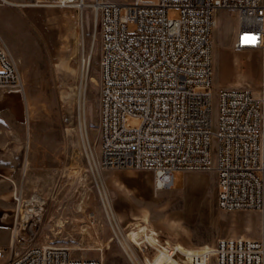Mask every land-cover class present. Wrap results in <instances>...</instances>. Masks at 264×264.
Here are the masks:
<instances>
[{"label": "rangeland", "instance_id": "1", "mask_svg": "<svg viewBox=\"0 0 264 264\" xmlns=\"http://www.w3.org/2000/svg\"><path fill=\"white\" fill-rule=\"evenodd\" d=\"M39 1L37 6L16 7L0 0V35L20 61L25 82V94L0 89V247H8L1 243L6 235L11 239L15 197L45 202L38 243L64 245L76 257L102 258L104 264H135L113 225L135 252L137 240L148 245L145 233L186 249L227 237L260 239V211L219 209L213 170L177 171L170 187L158 189L151 171L101 166V45L95 37V13L91 7H63L60 0ZM168 17L178 19L179 9H170ZM238 26L237 14H218L213 32L214 128L216 90L244 86L261 91L262 53L235 49L231 37ZM140 123L130 120L133 127ZM98 181L114 214L104 206Z\"/></svg>", "mask_w": 264, "mask_h": 264}, {"label": "built area", "instance_id": "2", "mask_svg": "<svg viewBox=\"0 0 264 264\" xmlns=\"http://www.w3.org/2000/svg\"><path fill=\"white\" fill-rule=\"evenodd\" d=\"M61 2L70 8L82 2L78 8L95 13L101 166L151 171L158 189L170 187L177 171L213 170L219 209L264 214V0ZM172 8L179 9L178 19L168 17ZM221 11L237 14L235 49L262 53L263 77L260 92L244 86L216 90L214 128L213 32ZM20 66L0 35V89L25 94ZM131 119L140 125L133 127ZM15 199L11 239L0 248V261L104 264L102 258L76 257L64 245L38 243L45 202ZM145 235L148 245L137 240L135 264H159L160 255L170 264H264V233L260 239L227 237L196 249Z\"/></svg>", "mask_w": 264, "mask_h": 264}, {"label": "crops", "instance_id": "3", "mask_svg": "<svg viewBox=\"0 0 264 264\" xmlns=\"http://www.w3.org/2000/svg\"><path fill=\"white\" fill-rule=\"evenodd\" d=\"M6 2V0H4ZM7 1H11L15 4H22V2H17V1H13V0H7ZM8 3V2H6ZM9 5H12V6H16V5H13V4H10L8 3ZM16 7H20V6H16ZM236 40V35L233 34V36L231 37V42L232 44L234 45V42ZM8 215L5 214V218L7 217ZM13 224V223H12ZM12 224H11V228H12ZM119 225V224H118ZM115 232V235L117 237V239L119 240L123 250L125 251V253L127 254V256L129 257V259L133 262V263H136V253H135V250L132 248V246L130 245L128 239L126 238V235L122 232L121 228L118 226L116 228V230L114 231ZM132 235H136L134 233V231L131 233ZM119 236V237H118ZM9 242H10V234L6 235V238H4V241L1 242L2 244H8L9 245ZM181 249H186L184 246L182 245H178ZM166 247V246H165ZM1 248V247H0ZM170 264V262L168 261V259H165V257L163 255H160L159 257V264Z\"/></svg>", "mask_w": 264, "mask_h": 264}, {"label": "bare ground", "instance_id": "4", "mask_svg": "<svg viewBox=\"0 0 264 264\" xmlns=\"http://www.w3.org/2000/svg\"><path fill=\"white\" fill-rule=\"evenodd\" d=\"M4 1V0H3ZM37 3H22V4H15V3H13V2H11V1H7L6 0V2H8V3H10V4H13V5H16V6H20V7H27V6H37V5H40V1L39 0H35ZM60 1H63V0H60ZM86 3H88V2H86ZM85 3V4H86ZM42 5V4H41ZM45 5V4H44ZM76 6H78V7H83V3L82 2H79V3H77V5ZM88 24H89V22H88ZM85 70V69H84ZM85 76V75H84ZM98 187H99V190H100V193H101V195H102V198H103V203H104V206H105V208H106V210L109 212V213H113L114 214V210H113V207H112V205H111V202H110V200H109V198H108V196H107V194L105 193V190H104V187H103V185H102V183L100 182V181H98ZM248 210H253V209H248ZM108 213V214H109ZM262 215H263V219H264V214L262 213ZM112 221V220H111ZM112 223V222H111ZM113 228L114 229H116V226L115 225H113ZM263 233H264V221H263V232H262V236H263ZM119 237V236H118ZM262 238V237H261ZM248 239H252V238H248ZM125 250V249H124Z\"/></svg>", "mask_w": 264, "mask_h": 264}]
</instances>
